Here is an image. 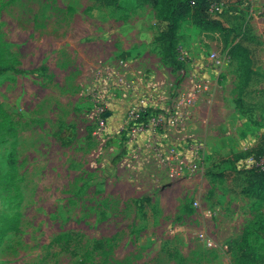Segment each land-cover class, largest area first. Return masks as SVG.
<instances>
[{"label": "rangeland", "instance_id": "1", "mask_svg": "<svg viewBox=\"0 0 264 264\" xmlns=\"http://www.w3.org/2000/svg\"><path fill=\"white\" fill-rule=\"evenodd\" d=\"M217 3L219 27L180 23L172 70L142 0H0V264H264L244 171L264 159L230 149L264 126V0ZM141 98L176 108L163 141L122 134Z\"/></svg>", "mask_w": 264, "mask_h": 264}, {"label": "trees", "instance_id": "2", "mask_svg": "<svg viewBox=\"0 0 264 264\" xmlns=\"http://www.w3.org/2000/svg\"><path fill=\"white\" fill-rule=\"evenodd\" d=\"M156 9V27L158 29L157 42L160 44L162 63L172 67V70H180L182 64L179 61L177 48V31L180 23L185 19L201 27L202 24L211 29L219 27L216 14L208 12L212 0H142ZM216 2L218 0H215ZM228 59L230 56L227 54ZM122 134L124 132L122 131ZM248 156L255 161L261 162L264 159V134H262L255 146L247 152ZM120 157H118L119 159ZM253 180L250 188H258L264 192V161L259 166H252L244 170ZM245 190L248 193L251 189ZM249 194V193H248ZM17 229V221L13 224L5 222L0 225V237L2 234Z\"/></svg>", "mask_w": 264, "mask_h": 264}, {"label": "built area", "instance_id": "3", "mask_svg": "<svg viewBox=\"0 0 264 264\" xmlns=\"http://www.w3.org/2000/svg\"><path fill=\"white\" fill-rule=\"evenodd\" d=\"M210 4L208 12L215 15L221 11V4L217 3L215 0ZM264 11V7L261 10ZM254 12V11H253ZM256 12V11H255ZM257 15L260 14L259 11L256 12ZM261 13V14H262ZM214 66H219L225 61L229 60L227 55L220 58L213 54L211 56ZM177 107V106H174ZM176 108L167 111L164 109H152L148 107L145 99H139L135 105H132L126 112L125 127L122 129L125 134H137L139 132L150 131L153 134L161 135L166 127L175 126L178 121ZM162 144H158V152L160 160L163 164L170 166V164H175V166L170 167L171 174H180L183 169L194 171L197 169L200 159L195 163V161H190L188 163L186 155V150L181 149L177 151L176 147L171 149ZM185 154V155H184ZM197 154V152H196ZM209 215H212L211 211H208ZM210 245V243H209Z\"/></svg>", "mask_w": 264, "mask_h": 264}, {"label": "crops", "instance_id": "4", "mask_svg": "<svg viewBox=\"0 0 264 264\" xmlns=\"http://www.w3.org/2000/svg\"><path fill=\"white\" fill-rule=\"evenodd\" d=\"M170 92V91H169ZM170 94V93H169ZM144 99V98H141ZM171 100V105L172 103L175 101V99H173V97L170 99ZM148 107L152 108V109H164L166 110V107H168L166 105V102L164 103H157L156 101L152 100V99H145ZM137 103V101L133 104L135 105ZM124 115H121L119 117V124H122ZM262 133H264V126H249L248 130L246 131V137H245V142L242 143H236V144H231L230 145V149L231 150H237L238 147H244L245 148H252L253 146H255L258 142L259 137L262 135ZM163 137L164 135H156L155 136V140L156 141H163ZM244 149V148H243Z\"/></svg>", "mask_w": 264, "mask_h": 264}]
</instances>
